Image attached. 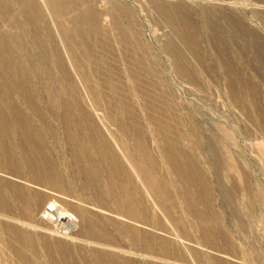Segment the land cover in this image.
Masks as SVG:
<instances>
[{
	"label": "rangeland",
	"instance_id": "1",
	"mask_svg": "<svg viewBox=\"0 0 264 264\" xmlns=\"http://www.w3.org/2000/svg\"><path fill=\"white\" fill-rule=\"evenodd\" d=\"M0 1L11 6L4 19L9 24L15 21L14 27L1 32L7 30L12 38L29 34L27 46L35 54H45L56 79L53 91L44 95L40 65L33 60V67L28 66L25 58L22 63L28 74L37 75V90L27 98L15 92L8 96L14 108H0V197L4 196L6 206L14 202L12 209L0 208V230L6 223L24 235L14 241L15 251L0 240V264H264V0H72L78 1L76 8L67 14L58 12L61 16L51 11L52 3L57 4L51 0ZM21 2L31 4L29 11L20 9ZM84 12L95 13L93 18L103 26L96 37L86 32L88 27L80 30V21L76 26L72 23ZM112 19L126 28L142 60L155 71L140 79L152 78L160 86L159 98L166 108L164 118L161 113L157 117L165 119L169 129L175 127L168 130L170 139L149 115L147 100L134 92L136 84L121 58ZM63 30L78 41L71 53L63 44ZM106 38L110 53L115 54L108 64L99 44ZM51 39L61 49L72 85L78 87L77 97L70 99L59 87L62 74L51 56L50 48L55 47ZM39 46L47 48L37 52ZM73 53L79 56L76 65L68 56ZM96 68L109 87L96 77ZM83 72L89 75L82 78ZM0 74V81H21V76L4 69ZM112 94H120L127 109L121 102L108 111L106 97ZM157 134L175 141L174 163ZM89 150L98 182L83 159ZM78 152L80 162L75 158ZM141 162L149 174H155L169 199L158 202L156 197L162 194L149 188ZM42 164L56 168L61 178L35 172L34 166ZM173 166L183 175L182 184L172 173ZM113 181L116 186L109 189ZM11 188L20 189L30 206L23 201V207L10 196ZM125 196L135 203L122 206L116 201ZM186 196L188 207L183 204ZM52 203L75 222L68 225L61 220L57 225L42 218ZM25 206L32 208L28 219ZM144 209L148 220L132 215ZM196 213L208 229L218 227L215 244L199 233ZM161 242L168 244L166 253Z\"/></svg>",
	"mask_w": 264,
	"mask_h": 264
},
{
	"label": "bare ground",
	"instance_id": "2",
	"mask_svg": "<svg viewBox=\"0 0 264 264\" xmlns=\"http://www.w3.org/2000/svg\"><path fill=\"white\" fill-rule=\"evenodd\" d=\"M53 1H55L57 4H54L53 5V3H52V9H51V11L56 15V16H61V14H67V12L69 13V11H71V9L75 6L74 4H76V3H78V1H72V0H70V1H68V0H51V2H53ZM30 6H31V4L30 5H27L26 4V2H21V4H19V7H20V9H22L23 11H25V12H27V11H29V8H30ZM80 6V5H79ZM11 6H10V4L9 3H4L3 1H0V12H2V15H0V29H3L4 27H14V23H15V21H14V23H12V24H9L10 22H7V20H5L4 18H7L6 16H7V14L9 13V12H11V8H10ZM75 8H76V6H75ZM87 8V7H86ZM94 9V8H93ZM86 10V9H85ZM91 11V10H90ZM58 12H61V14L60 13H58ZM7 13V14H6ZM84 15L83 16H81L80 17V19L79 18H73V20H72V23H73V25L74 24H79V21H80V26H82V27H78L80 30H81V28H83V26H85L87 29H88V31H86L87 33L89 32H91L90 34H92V35H94L95 36V33L96 34H98V29H103V26H101L100 25V22H98V21H96L94 18H93V15H95V13H93V15L91 14V12H84L83 13ZM78 16V15H77ZM131 16V15H130ZM14 16H11V17H9L10 18V20L11 21H13L12 19H14L13 18ZM76 17V16H75ZM105 19V18H104ZM5 20V23H3V21ZM106 20V19H105ZM113 20V19H112ZM111 20V21H112ZM133 20V19H132ZM107 21V20H106ZM111 21H109V22H111ZM71 22V21H70ZM72 23H70V25L72 24ZM17 24V23H16ZM29 24H31V23H29ZM34 24V23H33ZM111 24V23H110ZM112 24H113V26L117 29V34L116 35H118L119 37V39L118 40H116L119 44H120V46H121V51L123 52L122 53V60L125 62V64H126V66L129 68V70H130V72H131V75H130V79L136 84V87H135V93H136V95L138 94L139 95V97H141V99H144V101L145 100H147L146 102H145V107H147V109H148V113H149V115H151L152 117V119H153V121H155V124L157 125V127L158 128H160V129H162L163 128V130H170L171 129V127H170V129H169V127H167V121L165 120V119H163L164 118V114H162V112H165V111H163V108H164V110H165V108L166 107H164L163 105L164 104H166V102L165 101H163L161 98H159L160 97V95L158 94V91L160 90V86L158 87V85H157V83L156 82H154V80L152 79V78H144V79H140L141 78V76H143L144 74H148V75H151V73H154L155 71H154V69H150V66L148 67V63H146V61H144V60H142V58H141V56H140V54L138 53V51L136 50V49H138L137 47H136V42H135V40L128 34V32L127 31H125L126 30V28H124V29H122V28H120V26H121V24H118L117 23V21H116V19H114L113 21H112ZM133 24V23H132ZM32 25V24H31ZM31 25H30V27H31ZM35 25V24H34ZM76 25H74V26H76ZM120 25V26H119ZM130 25V24H129ZM133 27H134V25H133ZM73 28V27H72ZM76 28V27H75ZM85 28V29H86ZM77 29V28H76ZM84 29V28H83ZM86 29V30H87ZM67 30V29H66ZM71 30V29H70ZM75 30V29H74ZM78 30V29H77ZM107 30V29H106ZM7 31V30H6ZM1 32V30H0V72H3V69L4 70H7V73H8V71H9V73H11V74H13V75H19V76H21L20 77V79H21V81H11V83L7 80V78L5 79V78H3V79H1V81H0V108L1 107H3L4 109L6 108V109H10V108H14V105L11 103L12 101L11 100H9L8 99V96L9 95H11V94H13V93H15V92H20L21 93V95H22V97L23 98H27V97H29L28 95H29V93H30V91L31 90H37V88H36V84H35V77L37 76V75H34V76H32L31 75V72H29V74L31 75H29L28 74V72H27V70H26V68H25V66L23 65L24 63H22V60H24L25 58H26V60L29 62H27V64H28V66H31V67H33L32 65V63H33V60L38 64V65H40L38 68L41 70V72H42V76H44L45 77V81H43V83L41 84V86H42V91H45L44 92V95H46V96H48L47 94L48 93H50V92H52L53 91V82L54 81H56V79H55V77H53V70L51 71L50 69V67H49V65L47 64V63H45V59H47V57L45 56V54L44 53H39L38 52V50H41V49H43V48H47V47H41V46H39V47H37L36 49H37V52H38V54H35L33 51H36V50H34L33 49V51H32V48H30V47H28L27 46V43L28 42H30L29 41V39H31L30 38V35L28 34H26L27 35V37H26V35L25 34H21V35H17V36H15L14 38H12V35L11 34H9L8 32ZM83 31V30H82ZM103 31V30H102ZM108 31V30H107ZM130 31V30H129ZM63 35L65 36V42L63 43L64 45H66V47H68L69 48V51H70V53L71 52H73V50H75L74 49V45L76 46L77 44H76V42H78L77 40L75 41L74 40V38L76 37H74V38H70L69 37V35L70 34H68V32L69 31H64L63 30ZM85 32V33H86ZM133 32V31H132ZM71 33V32H70ZM86 33V34H87ZM101 34H102V32H101ZM132 34V33H131ZM79 35V34H78ZM78 35H77V37H78ZM105 35H107V34H105ZM115 35V36H116ZM135 35V34H134ZM133 35V36H134ZM90 36V35H89ZM99 36H100V33H99ZM72 37V36H71ZM91 37V36H90ZM93 37V36H92ZM96 37V36H95ZM94 37V38H95ZM105 37V36H104ZM51 38H52V36H51ZM79 38H80V35H79ZM103 38V37H102ZM82 39L83 38H81L80 40L82 41ZM93 39V38H92ZM117 39V38H116ZM53 39H51V41H52ZM84 40V39H83ZM86 40V39H85ZM54 41V40H53ZM97 41H99V40H97ZM137 41V40H136ZM84 42V41H83ZM82 42V43H83ZM86 42L88 43V41L86 40ZM86 42H84V43H86ZM108 40H107V38L106 39H101L100 40V49L103 51L102 52V54H104L105 55V61H106V64H108L110 61H108L109 59H113L112 58V56L113 55H115V54H112V53H110V51H111V48H110V43L108 42ZM54 43V45H55V47L54 46H52L50 49L52 50V53H51V56H54L55 57V59L57 60L56 61V64H57V67H59V72L62 74V78H61V80H60V82H59V84H60V88L63 90V92H64V94H65V96H67V97H69L70 99L71 98H73L74 96H76L77 97V94H75V92L77 91V85L75 84V86H74V83H73V85H72V82H74L73 80L71 81V72L67 69V64H66V62L64 61V59H63V57H62V54H61V49L59 50V48H58V45H56L55 44V41L53 42ZM85 45V44H84ZM83 45V46H84ZM102 45H103V47H102ZM169 46V45H168ZM86 48L88 49L89 47L88 46H86ZM133 49V50H132ZM64 50H65V46H64ZM113 50V49H112ZM69 53V52H68ZM47 54V53H46ZM90 54V53H89ZM72 55V56H71ZM69 54L68 56H70L69 58H72L71 60L73 61L72 62V64L73 65H76L77 64V59L79 58V56L77 55V54ZM79 61V60H78ZM174 61V60H173ZM177 61V60H176ZM179 62V61H178ZM26 64V63H25ZM35 64V63H34ZM99 64H101V63H99ZM176 64H178V63H176ZM36 65V64H35ZM34 65V66H35ZM86 65V64H85ZM78 66V65H77ZM81 66V65H80ZM83 66V65H82ZM94 66H96L95 64H94ZM114 67V66H113ZM177 67H179V68H177V69H180V71H181V73L184 71V70H182L181 69V67H180V65L178 64V66ZM152 68V67H151ZM35 67H34V73L36 72L37 73V71H35ZM81 69V68H80ZM84 69H86V68H84ZM113 69V68H112ZM89 70V69H88ZM91 70V69H90ZM92 70H94V69H92ZM78 71V70H77ZM86 71V70H85ZM116 70H111V72L110 73H114ZM98 72H100L101 73V76L99 75V73ZM184 73V72H183ZM83 75H82V78L84 77V78H86V76L87 75H89L88 73H82ZM1 76H2V74H0ZM38 75H39V73H38ZM86 75V76H85ZM102 75H103V73H102V71L100 70V68L99 69H97L96 68V77L97 78H99V80L103 83H100V84H102V85H107V87H109L108 86V84L106 83V80L104 81L103 80V78L101 79V77H102ZM113 75V74H112ZM8 76V75H7ZM32 77V78H31ZM39 77V76H38ZM49 77H53V80L52 81H50L48 78ZM59 77V76H58ZM73 77H75V76H73ZM73 77H72V79H73ZM89 77V76H88ZM113 77V76H112ZM60 78V77H59ZM58 78V79H59ZM88 79V78H87ZM93 79V78H92ZM113 79V78H112ZM115 79V81L117 82V84H116V92H118L117 90H118V88L120 87H118V84H119V79L116 77V78H114ZM118 79V80H117ZM47 80V81H46ZM89 80H90V78H89ZM41 80L39 79L38 80V82H40ZM58 81V80H57ZM37 82V83H38ZM87 82V81H86ZM106 83V84H105ZM28 84V87H25V85H27ZM34 84V85H33ZM9 85H11V89L10 90H8V87H9ZM40 86V87H41ZM89 86V85H88ZM103 87V86H102ZM105 88H106V86H104ZM122 87V86H121ZM104 88V89H105ZM91 89V88H90ZM138 89V90H137ZM79 90V89H78ZM121 90V89H120ZM63 92H61L62 94H63ZM57 93H59V92H57ZM119 93V92H118ZM122 93V92H121ZM42 94V93H41ZM158 94V95H157ZM110 95V94H109ZM108 95V96H109ZM118 95H120V94H118ZM117 95V97L115 96V95H113L112 94V97H106V101H107V103L109 104L108 106L110 107V109H108V111H110L112 108L111 107H114V108H117L116 107V105L117 104H119V103H121V102H123L124 100H123V97H121V96H118ZM56 97V96H55ZM156 97H158V98H156ZM53 98V97H52ZM68 98V99H69ZM109 98V99H108ZM51 99V98H50ZM150 99H152V103H153V105H151L150 104ZM104 100H105V98H104ZM114 104H113V103ZM247 103V102H246ZM101 104V103H100ZM128 105V104H127ZM31 106H33V105H31ZM63 106V105H62ZM106 106H107V104H106ZM123 106L125 107V105H124V102H123ZM129 107V106H128ZM131 107V106H130ZM107 108V107H106ZM113 108V109H114ZM126 108V107H125ZM127 109V108H126ZM118 110H121L120 108H118ZM133 110H134V108H133ZM114 111V110H113ZM131 111H132V108H131ZM118 112V111H117ZM155 112V113H154ZM114 113V112H113ZM161 113V116L163 117H157V114H160ZM132 114V113H131ZM164 115V116H163ZM132 116V115H131ZM77 120V119H76ZM114 120V119H113ZM116 120V119H115ZM117 121V120H116ZM169 121V120H168ZM172 121H173V119H172ZM118 122V121H117ZM170 123V122H169ZM174 124V123H173ZM172 124V125H173ZM175 125V124H174ZM125 127V126H124ZM174 127V126H173ZM172 127V128H173ZM175 128V127H174ZM128 129V128H127ZM173 130H175V129H173ZM158 131H161V130H158ZM157 131V132H158ZM172 131V130H171ZM178 131V130H177ZM161 132H163V131H161ZM169 132V131H168ZM176 132V131H175ZM174 132V133H175ZM179 132V131H178ZM159 133V132H158ZM162 134V133H161ZM165 135L167 134H169L168 135V137H169V139L171 138V136H172V133H164ZM177 134V133H176ZM163 135V134H162ZM164 135V136H165ZM175 135V134H174ZM182 135V134H181ZM159 136V139L160 140H164L163 139V137L160 135V134H157V137ZM162 138H161V137ZM179 136V135H178ZM180 137V136H179ZM165 138V137H164ZM70 139V138H69ZM76 139H78V138H76ZM183 139V138H182ZM172 140V139H171ZM169 141L168 139H167V137L165 138V147H164V150H165V153H167V158L169 159V161L170 162H173L174 163V154H173V149H172V147L174 148L175 146H174V144L175 143H173V142H175V141ZM163 142V141H162ZM162 146V145H161ZM163 147V146H162ZM95 148H97V147H95ZM94 149V148H93ZM163 149V148H162ZM95 150V149H94ZM25 152H26V154H29L26 150H24ZM98 151V149H96V152ZM141 151H143V150H141ZM21 153V152H20ZM101 153H102V151H101ZM22 154V153H21ZM77 154V153H76ZM141 155L143 156V157H147V156H145V154L144 153H141ZM178 155V154H177ZM22 155H20V157H21ZM90 156H93V151H91V150H89V151H87V152H85V154H83V159H86L87 160V162L89 163V165H91V173H93L94 174V176L95 177H93L92 179L93 180H95V179H97L98 177L97 176H99V172H98V169H94L93 168V166H92V164H91V162L89 161V158H90ZM29 157H31V156H29ZM29 157H25L27 160L29 159ZM81 154H79V152H78V154H77V157H75L76 158V161L78 160H81ZM22 158V157H21ZM100 158V157H99ZM147 159H148V157H147ZM14 160V159H13ZM42 160H44V159H42ZM139 161V160H138ZM27 162V161H26ZM25 162V163H26ZM43 162V161H42ZM41 162V163H42ZM80 162V161H79ZM29 163H31V162H29ZM142 163L143 162H141L140 163V170H141V173H143V176H145L144 178H146V180L148 181V182H146L147 184H148V186H149V188L150 189H153V190H157V191H159L162 195L161 196H157L156 198H157V200H158V202L159 203H161L160 202V200L159 199H165V198H167L168 197V199H169V195H167V194H164L162 191H161V188H160V186L162 185L161 183H159L158 182V179H157V177L155 176V174H149V169H147L146 167H145V165L143 164L142 165ZM28 164V163H27ZM40 164V163H39ZM45 164V163H44ZM32 165V164H31ZM46 165V164H45ZM45 165H43L42 164V166H43V168H42V166H40V168H37V167H35L34 166V171L35 172H37L38 174H46L48 177H54V176H56V177H54V178H57L58 180L61 178V176H60V178L57 176L58 175V170L56 169V168H51L49 165L48 166H45ZM52 166V165H51ZM33 167V166H32ZM76 167H77V165H76ZM174 167V166H173ZM171 167L172 169H171V171H172V173L174 174V173H177V175H178V181L182 184L183 182H182V176L183 175H180V174H178V172H177V170H176V167ZM30 169V168H29ZM54 169V170H53ZM75 169V168H74ZM107 169V168H106ZM75 171H77V173L79 172L80 173V170H79V167H77V169L75 170ZM55 173V174H54ZM183 174H185V173H183ZM176 175V174H175ZM93 176V175H92ZM103 176V175H102ZM103 178H104V176H103ZM113 178V177H112ZM80 179V178H79ZM100 177H99V182H100ZM107 179V178H106ZM49 180V179H48ZM54 180V179H53ZM63 179H61L60 181H62ZM92 180V181H93ZM57 181V180H56ZM56 181H55V183H56ZM184 181V180H183ZM51 182H52V179H51ZM97 182H98V179H97ZM103 182V181H102ZM106 182V181H105ZM50 183V182H49ZM48 183V184H49ZM53 184V183H52ZM52 184H50V185H52ZM58 184H60V183H58ZM61 184H62V182H61ZM64 184V183H63ZM94 184H95V182H94ZM112 184H116V181H113V183H110V184H108L107 185V187L109 188V189H113V188H115V186L116 185H112ZM97 186H98V184H96ZM100 185V184H99ZM174 185V184H173ZM53 186V185H52ZM89 186V185H88ZM93 186V185H92ZM101 186H103V185H101ZM96 187V186H95ZM2 189V188H1ZM9 189V188H8ZM6 191V190H5ZM125 191L126 190H121V191H119V193H121L122 195H124L125 194ZM154 191V192H155ZM111 192V194L113 193V191H110ZM110 192H109V194H110ZM1 193V192H0ZM6 193H4V195H5ZM8 194V193H7ZM9 195L10 196H14V198H16L17 199V201H19V203L21 204V205H23V207H24V205L26 204V206H30V204H27L26 203V199L24 198V193H22L21 192V190L20 189H17V188H11V191L9 192ZM126 195V194H125ZM128 195V194H127ZM3 196V195H2ZM183 196H184V194H183ZM130 197V196H129ZM129 197H124V199H122V200H116L119 204H122V206H128V205H131L132 203H135V201H133V200H130V198ZM4 196L3 197H0V208L1 209H3V210H5L6 208L7 209H12V208H10V206L12 207V205H13V203L14 202H12V204L11 205H9V206H6V202L4 201ZM7 198H9V197H7ZM127 198H129V199H127ZM10 200V199H9ZM23 201H24V203H23ZM8 202V201H7ZM42 202H43V200H42ZM183 204H185L186 205V207H188V206H190V200L188 199V197L186 196V198H184L183 199ZM6 203V204H5ZM16 203V202H15ZM59 205V204H58ZM58 205H56V203H52V204H49V205H47V207H46V209L42 212V218H45L46 219V217L47 218H49V219H51V221H53V222H55L57 225H58V223L62 220H64L65 222H67L68 223V225H71L73 222H75V219H74V217L73 216H71L70 214H68V212L67 211H65L64 209H61V208H59V206ZM140 205V204H139ZM18 206V205H17ZM25 206V207H26ZM22 207V206H21ZM192 207V206H191ZM26 208H28V207H26ZM26 208H24V210L23 211H25V216H24V214L22 215V216H24L26 219H28V217H29V215L28 214H32V208L31 207H29L28 208V211H27V209ZM164 208H165V206H164ZM192 208H189V210L190 211H193V210H191ZM124 210H126V209H124ZM171 210V209H170ZM9 211V210H8ZM11 211V210H10ZM166 211L168 212V209L166 208ZM28 212V213H27ZM13 213H15V212H13ZM23 213V212H22ZM35 213V212H34ZM197 214V213H196ZM134 217H136V218H140L141 220H148L149 219V215L147 214V212H146V210L144 209V211H143V213L142 214H138V210H137V212L135 211V212H133V214H132ZM12 216V215H11ZM28 216V217H27ZM195 216V218H196V220L199 222H197L199 225H200V231H199V233L201 232V235H203V237H205L206 239H207V241H208V238L210 239V238H212V240H211V244L213 243V244H215V242H213V241H216L215 240V234L216 233H219L218 232V227L214 224V228H213V226L212 227H210V229H208L207 228V225L205 226V221H204V219L202 218V216L200 215V214H197V215H194ZM6 219V218H5ZM48 220V219H47ZM63 221V222H64ZM7 222V221H6ZM93 222V221H92ZM96 223V222H95ZM1 224V223H0ZM4 225H3V227L1 228V230H0V240L3 242V244H5V246L7 247V248H9V250L10 251H15V250H17V246H16V241L17 240H20V239H22V236L24 237V235L22 234V232H21V230H19L18 228H16V227H14V226H11V225H7L6 223H3ZM55 225V224H54ZM198 226V225H197ZM71 227V226H70ZM95 227V226H94ZM98 228V227H97ZM212 228V229H211ZM94 229V230H93ZM96 228H92L91 229V231H96L95 230ZM67 232H68V230H66ZM65 231V232H66ZM90 231V232H91ZM98 231V230H97ZM27 236V235H26ZM104 236V235H103ZM201 237V236H200ZM217 237V236H216ZM214 238V239H213ZM34 239V238H33ZM28 240H30V238L28 239ZM27 240V241H28ZM32 240V239H31ZM204 240V239H203ZM217 240H218V238H217ZM15 241V242H14ZM32 242V241H31ZM223 242V241H222ZM59 242H57L56 241V245H54V246H58V245H60V244H58ZM28 244V243H27ZM21 245L23 246V243H21ZM20 245V246H21ZM26 245V244H25ZM161 247H162V249L164 250V252L166 253V250L168 249V244L167 243H165V242H161L160 244H159ZM159 246V247H160ZM225 246V245H224ZM19 247V246H18ZM26 247H27V245H26ZM25 247V248H26ZM22 248H24V246L22 247ZM148 248H149V246H148ZM147 248V249H148ZM225 248V247H224ZM20 249V248H19ZM150 249V248H149ZM161 249V250H162ZM169 250V249H168ZM38 251V250H37ZM227 251V250H226ZM19 252V251H18ZM21 252V251H20ZM29 252V251H28ZM168 253V252H167ZM18 256V255H17ZM25 259V258H24Z\"/></svg>",
	"mask_w": 264,
	"mask_h": 264
}]
</instances>
